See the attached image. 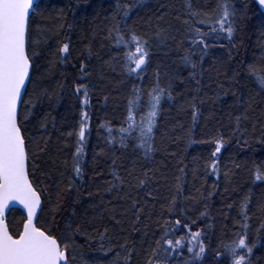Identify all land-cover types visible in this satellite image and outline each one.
I'll list each match as a JSON object with an SVG mask.
<instances>
[{"label": "trees", "instance_id": "1", "mask_svg": "<svg viewBox=\"0 0 264 264\" xmlns=\"http://www.w3.org/2000/svg\"><path fill=\"white\" fill-rule=\"evenodd\" d=\"M221 4L38 1L18 123L42 199L37 227L69 260L73 248L93 264H233L230 246L244 239L245 264H264V15L229 0L219 31ZM132 35L148 53L139 72L126 59ZM154 95L152 132L124 131L130 107L139 123ZM23 222L9 213L13 237Z\"/></svg>", "mask_w": 264, "mask_h": 264}, {"label": "snow or ice", "instance_id": "2", "mask_svg": "<svg viewBox=\"0 0 264 264\" xmlns=\"http://www.w3.org/2000/svg\"><path fill=\"white\" fill-rule=\"evenodd\" d=\"M259 3L264 5V0H259ZM32 5L33 0H0V264H61L66 261L67 246H61L55 238L33 225V217L40 205V196L28 179L25 141L18 123L21 89L25 85L30 67L29 56L26 54V21ZM220 10L219 31H225V24L232 15L229 0H222ZM226 30L231 38V24H228ZM197 33L199 34V29ZM131 40L135 45V52L127 53L126 59L133 65L129 71L139 72L146 63L148 53L137 36L132 35ZM61 51L66 53L68 45L65 44ZM259 82L261 87H264V76L260 77ZM160 98V95L152 97L151 110L141 117L139 123L136 122V114L130 107L128 128L124 131H135L139 128L142 136L151 133ZM145 121L146 128L143 127ZM78 135L83 140V124ZM77 153H82V148L78 147ZM74 170L77 175L80 174L78 162L74 164ZM257 178L264 179V174L259 170ZM10 201H18L28 210L27 223L24 224L18 239L9 234L3 219ZM192 235L195 237L199 234ZM167 243L169 248L183 246L181 240H168ZM237 249H246V252H238ZM203 251L201 246L200 252ZM251 252L252 248L247 246L245 240L239 239L236 248L231 249L233 264H245L246 255Z\"/></svg>", "mask_w": 264, "mask_h": 264}, {"label": "water", "instance_id": "3", "mask_svg": "<svg viewBox=\"0 0 264 264\" xmlns=\"http://www.w3.org/2000/svg\"><path fill=\"white\" fill-rule=\"evenodd\" d=\"M39 0H33V5L32 7L29 9V14H28V18H27V21H26V54H27V31H28V24H29V19L33 13V10L35 9V6L37 4ZM255 2L258 4L259 6V9L260 11L262 12V14L264 15V5H261L259 3V0H255ZM29 63H30V67H29V74H28V77L26 78V81H25V85L24 87L21 89V102H22V99H23V96H24V93L26 91V88H27V85H28V82H29V79H30V74H31V69H32V65H31V62L29 60ZM21 102L18 104V116H19V110H20V105H21ZM22 135V133H21ZM26 149V148H25ZM27 155V153H26ZM26 171H27V174H28V157H27V160H26ZM28 179H29V175H28ZM29 182L31 183L30 179H29ZM33 186V185H32ZM34 188V187H33ZM35 190V188H34ZM38 193V192H37ZM38 195L40 196V194L38 193ZM41 208H42V199H41V196H40V205L39 207L36 209V213L33 217V225L39 229L36 225V220L38 218V215L41 211ZM13 210H18L20 211L24 217H25V221L23 222V225H22V229H21V232L20 234L23 232V226L25 223H27V216H28V210L24 207L23 204L19 203L18 201H10L8 203V207L5 209V212H4V223L7 225L8 227V224H7V216L9 215V213ZM8 230H9V227H8ZM40 231H43L41 229H39ZM44 232V231H43ZM45 233V232H44ZM9 234L11 235L10 231H9ZM19 234V235H20ZM46 234V233H45ZM19 235L18 237H13L14 239H18L19 238ZM47 235V234H46ZM61 264H68V261H67V254H66V261H62Z\"/></svg>", "mask_w": 264, "mask_h": 264}, {"label": "rangeland", "instance_id": "4", "mask_svg": "<svg viewBox=\"0 0 264 264\" xmlns=\"http://www.w3.org/2000/svg\"><path fill=\"white\" fill-rule=\"evenodd\" d=\"M219 24V23H218ZM80 129H81V125L79 126V128L77 129L76 131V138H78L76 141H77V144L80 148L83 147V145H86V143L88 142V139H89V134L88 132L86 131V129H84V138L83 140L80 139L79 137V132H80ZM75 161V160H74ZM76 162V161H75ZM74 162V163H75ZM237 246V242L236 243H233L231 246H230V250L233 249V248H236ZM239 250L240 252L243 251V250H240V249H237ZM69 252H70V260H69V263L70 264H93L94 262L91 261L89 258H85L84 256L82 255H78L75 253L74 249L73 248H69ZM232 254V253H231Z\"/></svg>", "mask_w": 264, "mask_h": 264}]
</instances>
